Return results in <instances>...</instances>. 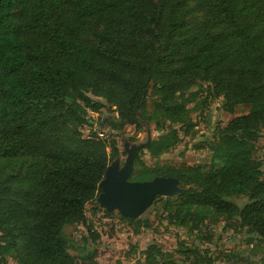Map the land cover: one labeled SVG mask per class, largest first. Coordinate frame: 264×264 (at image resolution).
I'll return each instance as SVG.
<instances>
[{
  "label": "trees",
  "instance_id": "16d2710c",
  "mask_svg": "<svg viewBox=\"0 0 264 264\" xmlns=\"http://www.w3.org/2000/svg\"><path fill=\"white\" fill-rule=\"evenodd\" d=\"M192 91L229 115L240 105L248 112L198 143L211 154L208 169L143 166L133 181L178 180L181 192L162 200L159 219L193 235L174 251L191 264H210L201 244L208 221H238L264 251V170L251 155L264 132V0H0V264L6 256L76 264L64 230L84 225V206L118 156L114 142L107 154L95 133L77 130L83 114L104 109L92 97L110 104L100 122L110 130L148 120L168 129L172 138L143 149L157 157L195 126ZM143 256L174 264L154 242Z\"/></svg>",
  "mask_w": 264,
  "mask_h": 264
},
{
  "label": "rangeland",
  "instance_id": "374dc122",
  "mask_svg": "<svg viewBox=\"0 0 264 264\" xmlns=\"http://www.w3.org/2000/svg\"><path fill=\"white\" fill-rule=\"evenodd\" d=\"M195 19H200L201 14H195ZM151 94L150 89L148 90ZM195 91L188 93L187 98H192L189 104L191 112L190 120L195 123L197 128L185 135L183 130L178 132L179 142L170 151L157 157L148 155L143 149L137 151L133 159V171L129 177L133 181L135 175L139 173L143 166L151 169L161 165L170 166H201L208 169L213 163L211 154L203 149L199 142L211 140L215 126H224L231 118L244 115L248 112L247 105L237 106L232 115L220 110L221 102L213 101L212 104H202L204 94H194ZM152 98L146 102V115L153 111ZM94 101L103 103L104 109L98 113L86 112L81 116L80 123L76 124L77 130L82 137H86L84 124L86 119H92L95 131L99 133L101 139L107 146L106 152L109 154V145L114 142L118 149V156L110 160L109 166L114 161L118 162L121 168L126 160L127 153L125 144L136 146L148 143L153 140L170 139L168 129L160 130L156 127L155 121L148 120L139 129L133 126H126L120 131L110 130L109 123L100 124L103 117L108 113L110 104L104 98L92 97ZM204 121L198 122V116ZM206 115V116H203ZM114 116H116L114 114ZM206 119V120H205ZM93 133V132H91ZM254 160L262 163L264 170V132L263 136L254 144L251 149ZM180 193L169 197L172 201ZM152 204L136 219L122 217L116 210L106 212L99 207L97 196L84 206L85 222L84 225L67 227L64 234L68 240V253L73 257L76 264H145L143 251L149 243H157L163 253H169L174 264H191L189 258L175 253L177 241H185L187 245L194 243L193 235L186 229L177 228L161 222L159 215L166 213L162 210L163 197L156 196ZM232 201L242 206L246 199L243 197L233 198ZM140 222V223H138ZM146 226H143L145 225ZM222 221L206 222L201 227L202 236L206 240L202 241V249L209 257L210 264H228L224 255H233L234 264H264V251L254 248V243H247L245 230L239 228L238 221H233L230 228H225ZM7 264H17L13 256H6ZM170 263V262H169Z\"/></svg>",
  "mask_w": 264,
  "mask_h": 264
},
{
  "label": "water",
  "instance_id": "95a60500",
  "mask_svg": "<svg viewBox=\"0 0 264 264\" xmlns=\"http://www.w3.org/2000/svg\"><path fill=\"white\" fill-rule=\"evenodd\" d=\"M148 144L129 146L125 144L127 157L119 168L114 161L106 167L104 176L98 184L97 202L106 212L116 210L122 217L136 219L152 204L156 196L169 198L180 193L179 182L172 177H154L148 181H130L133 159L138 150Z\"/></svg>",
  "mask_w": 264,
  "mask_h": 264
},
{
  "label": "built area",
  "instance_id": "2783aa9c",
  "mask_svg": "<svg viewBox=\"0 0 264 264\" xmlns=\"http://www.w3.org/2000/svg\"><path fill=\"white\" fill-rule=\"evenodd\" d=\"M91 113V112H90ZM203 116H206V115H203ZM92 119H88V122L87 123H85L84 124V129L86 130V133L87 132H93V133H95V135H97L99 138H101L100 137V135H99V133H97L96 131H95V124L94 123H92V120H93V117H91ZM198 118V122L199 123H201V121H204V119L202 118V117H200V115L197 117ZM195 128H197L196 126H194L193 127V129H195Z\"/></svg>",
  "mask_w": 264,
  "mask_h": 264
}]
</instances>
